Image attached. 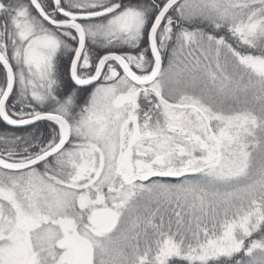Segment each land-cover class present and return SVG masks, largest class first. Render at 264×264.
<instances>
[{"label": "snow or ice", "instance_id": "snow-or-ice-1", "mask_svg": "<svg viewBox=\"0 0 264 264\" xmlns=\"http://www.w3.org/2000/svg\"><path fill=\"white\" fill-rule=\"evenodd\" d=\"M0 264H264V0H0Z\"/></svg>", "mask_w": 264, "mask_h": 264}]
</instances>
